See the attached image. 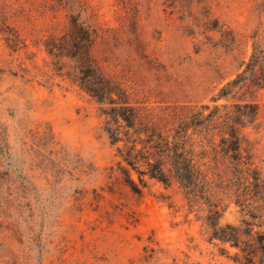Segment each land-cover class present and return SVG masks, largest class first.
<instances>
[{"label":"rangeland","instance_id":"1","mask_svg":"<svg viewBox=\"0 0 264 264\" xmlns=\"http://www.w3.org/2000/svg\"><path fill=\"white\" fill-rule=\"evenodd\" d=\"M85 1L94 55L141 100L210 103L245 70L260 114L244 146L264 178V0ZM32 2L0 0L16 15L0 18V264H234L175 188L147 179L135 194L113 172L101 105L45 66L49 20L25 14Z\"/></svg>","mask_w":264,"mask_h":264},{"label":"trees","instance_id":"2","mask_svg":"<svg viewBox=\"0 0 264 264\" xmlns=\"http://www.w3.org/2000/svg\"><path fill=\"white\" fill-rule=\"evenodd\" d=\"M87 6L85 0H33L25 14L34 10L49 20L45 66L101 105L103 130L115 148L113 172L135 194L147 179L175 188L209 244L234 264H264V178L242 134L260 114L258 103L242 100L254 82L243 70L210 103L141 100L140 90L106 70L105 52L102 60L94 55L97 35L81 20ZM15 17L0 14L3 21ZM231 208L235 222L221 223Z\"/></svg>","mask_w":264,"mask_h":264}]
</instances>
